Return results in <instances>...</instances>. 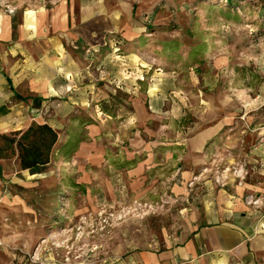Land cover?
Returning <instances> with one entry per match:
<instances>
[{"label":"rangeland","instance_id":"obj_1","mask_svg":"<svg viewBox=\"0 0 264 264\" xmlns=\"http://www.w3.org/2000/svg\"><path fill=\"white\" fill-rule=\"evenodd\" d=\"M238 2L236 15L222 0H0V70L44 98L21 101L0 71V99L21 105L0 134H59L38 171L2 161L0 264H58L70 236L80 255L123 254L230 213L264 264V23L246 14L262 0ZM57 45L84 63L45 81Z\"/></svg>","mask_w":264,"mask_h":264},{"label":"crops","instance_id":"obj_2","mask_svg":"<svg viewBox=\"0 0 264 264\" xmlns=\"http://www.w3.org/2000/svg\"><path fill=\"white\" fill-rule=\"evenodd\" d=\"M36 28L28 29L26 28V23L24 21V27L26 30H32L34 34L38 32V24L35 21ZM32 32V33H33ZM52 56L56 53V59L52 56L47 55L40 62L39 75L45 81L52 80L56 75V69H53L55 63L58 65H65L70 71L68 74L80 69L84 63L81 58L77 55L66 54L60 48V46H54V50H50ZM47 52V53H50ZM55 51V52H54ZM22 51H19L21 53ZM29 52V51H28ZM33 54L34 49L32 52ZM34 55V54H33ZM32 57V56H31ZM35 58V57H34ZM33 58V59H34ZM1 71V70H0ZM5 79L10 84L11 90L15 96L21 101L32 100L36 106H39L44 98L40 96L22 97L19 95L12 86V78L1 71ZM38 75V76H39ZM48 82L45 83L47 85ZM49 84V83H48ZM6 102L0 99V107L5 106ZM20 104L14 103L5 106L6 112L0 114V127L5 128L10 126L9 120H15V113L18 108L15 107ZM11 114V115H10ZM10 118H5L8 116ZM2 119V120H1ZM13 126V125H12ZM30 125H27L23 130L27 129ZM15 129V127H14ZM20 129V128H19ZM6 159H0V174L2 175V161ZM232 217L224 221H212L208 218L204 222L202 220L198 221L195 226H191V230L185 235H182L176 240H166L165 244L162 245H152L143 247L141 249H135L128 251L123 254H113L101 249L100 245L96 249H91L88 252H81L84 255H80L79 251L72 252L68 247L71 244H76L77 240L67 237L61 239L56 244L58 245L57 252L62 253V261L58 264H245L244 262H249V253L251 249V241L248 234L247 220L245 216L238 215L235 213H230ZM29 232V231H28ZM45 240V239H44ZM46 241V240H45ZM43 241V242H45ZM42 243H40L41 247ZM63 245V246H62ZM65 245V246H64ZM67 245V247H66ZM38 248V250L40 249ZM254 252V250H253ZM67 253L71 256L70 262H65L64 257ZM36 255V253H35ZM56 256V255H55ZM83 256L85 259L77 260L76 257ZM252 258V257H251ZM243 262V263H242ZM249 264V263H248Z\"/></svg>","mask_w":264,"mask_h":264},{"label":"trees","instance_id":"obj_3","mask_svg":"<svg viewBox=\"0 0 264 264\" xmlns=\"http://www.w3.org/2000/svg\"><path fill=\"white\" fill-rule=\"evenodd\" d=\"M227 14L235 11L238 0H222ZM242 10V7H239ZM264 23V0L257 9L246 13ZM256 21V20H254ZM6 112V107H0V114ZM2 142V144H1ZM59 142V134L49 123H32L27 129L13 132L11 135L0 134V159L16 157L21 170L38 171L46 167L52 159L54 149Z\"/></svg>","mask_w":264,"mask_h":264},{"label":"bare ground","instance_id":"obj_4","mask_svg":"<svg viewBox=\"0 0 264 264\" xmlns=\"http://www.w3.org/2000/svg\"><path fill=\"white\" fill-rule=\"evenodd\" d=\"M143 2H144V1H143ZM144 3H145V2H144ZM146 3H147V2H146ZM99 5H100V4H99ZM101 6H102V5H101ZM101 8H102V7H101ZM31 20H32V16H29V17L27 18V20H26V21H27V22H26V25H27V26L30 25L29 27H31V26L33 27V25H31L33 21H31ZM0 35H1V34H0ZM205 135H206V134H205ZM84 161H85V160H84ZM52 177H53V176H52ZM53 178H54V177H53ZM52 181H53V180H52ZM47 182H48V181H47ZM46 186H47V185H46ZM219 198H220V197H219ZM258 235H259V234H258ZM259 236H260V235H259ZM258 238H259V237H258ZM258 238H256V239H258Z\"/></svg>","mask_w":264,"mask_h":264}]
</instances>
